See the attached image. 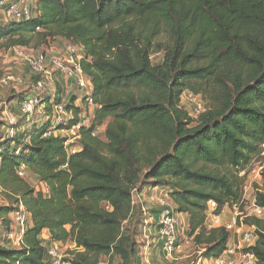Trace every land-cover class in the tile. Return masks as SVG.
<instances>
[{
  "label": "trees",
  "instance_id": "1",
  "mask_svg": "<svg viewBox=\"0 0 264 264\" xmlns=\"http://www.w3.org/2000/svg\"><path fill=\"white\" fill-rule=\"evenodd\" d=\"M32 16L0 23V50L51 39L80 47L96 108L86 112L92 123L75 154L65 139L45 137L51 119L0 142V190L9 202L0 207V264H47L52 243L74 246L68 264H101L104 256L140 264L141 244L124 226H144L135 195L158 187L188 216L193 244L207 258L222 256L231 235L208 228L209 204L221 215L241 203L240 173L264 146V0H38ZM187 91L206 102L197 119L180 105ZM76 100L67 104L69 127L82 113ZM43 102L51 115L63 93ZM22 166L48 193L19 177ZM255 198L264 209V172ZM20 204L28 224L15 247L4 233ZM244 223L256 229L251 251L264 264V218Z\"/></svg>",
  "mask_w": 264,
  "mask_h": 264
},
{
  "label": "built area",
  "instance_id": "2",
  "mask_svg": "<svg viewBox=\"0 0 264 264\" xmlns=\"http://www.w3.org/2000/svg\"><path fill=\"white\" fill-rule=\"evenodd\" d=\"M15 1V0H9ZM15 5H7V14L12 16L13 19H18L17 21L32 19V10L28 5L22 7V9L16 10ZM74 46L67 45L65 51L61 56L48 55L45 53L36 54L29 56L24 61V67L30 70L32 77H38L35 81L34 88L39 92L43 93L48 88H52L56 82V77L54 76L55 71H59L63 77L68 81L73 82L75 86L81 91L86 97L85 102L81 105L82 113L79 115V121L76 125L70 126V121L74 118L73 113L67 110V106L62 103L54 107L53 112L50 115L52 124L49 132L45 137H53L56 133L63 132L65 137V146L67 147L70 154H75L79 151L78 141L81 138V129L88 128L92 123V118L86 115L89 110H94L96 107L92 100V85L88 77L85 75L84 70L81 65L82 55H78ZM12 50L18 52H24L25 49L20 47H15ZM53 52L52 54H54ZM65 55V56H64ZM17 83L19 79L8 75L0 80V85H7L9 83ZM40 95L34 96L32 98L23 99L19 103V110L21 115L24 117L27 123L33 122L36 119L37 110L41 106L42 99L39 98ZM185 100L188 104L194 107L193 114L190 116L193 119H197L201 114L205 112V103L203 99L194 95L191 92H185L182 96V100ZM48 119V120H49ZM45 121V120H44ZM39 123V122H38ZM16 129L12 128L10 130L9 136L11 140L16 135ZM97 132L93 133V136H97ZM19 155V150L16 152ZM261 160L253 161L247 170L242 171L240 176L244 177L247 175V180L249 179L251 183H256L258 181H263L264 172V152L261 154ZM1 163V161H0ZM19 177L27 179L29 174L25 168L22 166L18 171ZM247 180L244 188V197L239 205H234V214L231 221L222 224L221 215L214 214L216 209L215 203L209 204V212L207 217L208 228L224 227L231 235L227 250L218 258H207L205 256V250L200 249L197 255L190 262V264H258V257L255 255L251 248L256 244L257 236L256 229L246 228L245 219L248 217L264 218V209L257 205L256 198L251 202L249 209L251 214H246L241 212L240 209L246 204V192L248 190ZM252 180V181H251ZM254 181V182H253ZM44 193H48V188L45 187ZM156 203L159 205V218H158V237L157 243L163 248L165 258L170 260L173 257H178L180 255V246L178 245L179 236V224L180 220L178 218L177 208L164 196L158 197ZM12 214L13 225L19 227L14 230V227L4 233V238L10 242L11 245L15 247H20L23 245V238L26 232V227L28 224V213L22 204ZM211 211V213H210ZM144 212V209H143ZM145 225H147L145 221ZM47 256L50 260L47 264H68L66 263L65 253L62 250V246L59 243H52L47 251Z\"/></svg>",
  "mask_w": 264,
  "mask_h": 264
},
{
  "label": "rangeland",
  "instance_id": "3",
  "mask_svg": "<svg viewBox=\"0 0 264 264\" xmlns=\"http://www.w3.org/2000/svg\"><path fill=\"white\" fill-rule=\"evenodd\" d=\"M37 3H38V0H15L11 2L9 0H0V23H10V22H14L18 20V19H13L12 16H9L7 14V9H6L7 5L9 4L15 5L16 10L22 9L23 6L28 5L30 7V10L35 11L37 8ZM167 42H168V37L166 34H161L160 38L157 40V43H162L161 45H164V47L166 46ZM36 43L37 41H34L30 48L25 49L23 53L19 52V54L18 52L14 50H8V51L0 50V68L4 72L2 79L8 75H11L13 77L15 76L19 79V82L17 83L13 82L5 86L0 85V142L2 143L11 139L9 136V133L12 128H15L17 130L20 127L21 128L20 133L21 132L23 133V132H26L27 130L32 129L33 127L35 128L37 125H38L37 128L41 127L44 120H48L50 118V115H48L45 110V107L48 104L43 102L41 103V106L37 110L36 119L33 122L27 123L24 117L21 115L20 110H19V103L21 102V100L40 95L39 98H41L42 100H47L49 98V102H50L55 97L57 91L60 90L63 93V103L67 106V104H69V102L72 100V97H74L75 94L80 92L77 87L75 89L72 85H69L67 82H64L62 76L58 75L57 73L56 74L53 73L54 76L56 77V82L52 88H48V90H45L43 93H39L34 88L35 79H33L31 73L29 74L25 73L26 69H24V66H25L24 61L29 56H33L41 52H44L45 54H48V55H55V56L57 55V57H59L61 56V54L64 53L67 45L70 44L61 39H54V40L51 39L47 43H43L42 46L37 48L35 45ZM73 48L75 49L78 55L79 54L82 55L80 52V49H81L80 47L74 46ZM53 52L55 53L52 54ZM152 58H153L154 63H156V62H159V58L161 57L159 55H154ZM199 97H200V100L203 99L201 96ZM77 101L80 104L82 102V96H78ZM203 101L206 105L205 100ZM180 105L182 108L187 110L190 114H193L194 107L186 102L185 97H184V101L181 100ZM205 110H206V107H205ZM99 131H101V135L104 134L103 132L104 130L99 129ZM263 152H264V146H262L261 153L253 157L252 160L253 161L261 160L262 158L261 154ZM26 180L37 191H42L46 187L44 184L38 183L29 177ZM256 181H257L256 183H251L249 179L247 180V187H248V190L246 192L247 202L240 209L241 212H244L246 214H251V210L249 209V207L251 206V202L256 196V191L259 188L263 187V181H258V180ZM164 197L167 198L169 201H171L169 197L167 196V193H165ZM135 198L137 200V195H135ZM8 204L9 202L4 197V191L0 190V207L7 206ZM143 213L144 212H142V206L139 204V213L137 216L140 217L139 220L142 219V224H143ZM234 213L235 212H234L233 207H226L224 209V214L221 218V221L223 220L222 224L226 222H230ZM12 214L13 213L10 214L11 218H12ZM183 215L185 214H178V218L180 220L179 227L180 229L183 230L184 235L185 233L187 234L185 236L186 239H184L183 241V242H187V246H185L184 252L181 250V247H180V254L181 252H183L184 256L179 255L178 257H173L170 260L165 258L164 264H190L192 259H194L195 256L197 255V252H199V250L201 249V248H197L193 244L192 238L188 236L189 223L187 225V217ZM137 222H138L137 219H135L134 221L131 220V222H126L124 227L130 232H132L135 235L136 241L140 243L143 238L142 232H143L144 226L143 225L138 226L139 224H137ZM245 226L246 228L255 229V227L247 226L246 224ZM0 227H1V222H0ZM13 227H14V230H17L19 228L17 227V225L16 227L15 225H13ZM1 234L2 232L0 230V237H2ZM61 246H62L63 252L65 253L66 259H68L69 257L68 255L70 251L75 250L74 246H71L69 244H64V245L61 244ZM141 246L142 244L139 245V249H138V253L141 258L140 264L142 263L152 264V262L149 261L150 255L148 254V251L146 250L144 252V250L141 249ZM161 249L163 251L162 247ZM181 257H183V259L181 261H177V258H181ZM49 260H50V257L47 256V261ZM111 261L113 262V264L118 263V262H114L113 260ZM111 261L108 257L104 256L102 257L101 264H109V263L111 264Z\"/></svg>",
  "mask_w": 264,
  "mask_h": 264
},
{
  "label": "crops",
  "instance_id": "4",
  "mask_svg": "<svg viewBox=\"0 0 264 264\" xmlns=\"http://www.w3.org/2000/svg\"><path fill=\"white\" fill-rule=\"evenodd\" d=\"M25 73L29 74L30 70L25 68ZM62 78L64 82H67L69 85H72L75 89V85L73 82H69L65 77ZM66 80V81H65ZM74 96L78 98V96H81V93H77ZM76 105H81L79 104L78 101L76 100ZM91 111V110H90ZM21 130L19 127L17 131ZM54 136H59L60 138L65 137V134L63 132L56 133ZM165 190L162 188H154V189H144L141 193L138 192L137 194V200L135 198V202L137 204H141L142 208L144 209L143 213V220L144 222L146 221L147 225L144 224L143 227V238L141 240V249L144 250V252L147 250L148 254L150 255L149 261L152 262V264H164L165 263V254L163 253L161 249V245L157 243V233H158V218H159V205L156 203V199L158 197L165 196ZM144 200V201H143ZM187 217V225L189 223V218L187 215H183ZM228 223V222H226ZM186 232V231H185ZM188 232V230H187ZM187 234L184 232L182 229L179 227V236H178V245L181 247V250L184 252L185 246H187V242H183ZM44 237L49 239L48 233L44 234ZM189 244V242H188ZM183 252H181L180 256H184ZM183 257L177 258V261H181ZM145 264V263H142Z\"/></svg>",
  "mask_w": 264,
  "mask_h": 264
}]
</instances>
